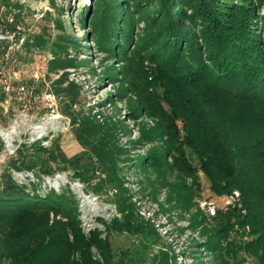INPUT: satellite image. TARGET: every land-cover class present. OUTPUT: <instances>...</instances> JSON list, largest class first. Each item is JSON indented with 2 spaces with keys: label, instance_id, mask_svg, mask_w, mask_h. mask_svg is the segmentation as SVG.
Here are the masks:
<instances>
[{
  "label": "trees",
  "instance_id": "16d2710c",
  "mask_svg": "<svg viewBox=\"0 0 264 264\" xmlns=\"http://www.w3.org/2000/svg\"><path fill=\"white\" fill-rule=\"evenodd\" d=\"M49 1L57 8L56 0ZM119 1L104 2L98 21L101 28L95 29L113 42L114 48L118 45L120 18H124L117 9ZM263 2L139 1L156 3L157 15L151 19V35L144 43L150 52L139 56V71L131 77L136 101L131 111L134 117L144 113L156 120L155 129L160 130L166 146L149 150L134 166L144 173L152 170L164 177L165 173L175 175V196L169 195L168 201L182 204L185 211L193 206L191 186L201 187L199 168L192 163L188 149L198 157L215 194L240 193L238 205L229 206L227 212L219 210L213 217L217 226L211 232L205 227L207 220L201 221L203 214L192 216L190 226L203 227L202 237L210 233L205 244L192 252L196 253L193 264H205L201 249L214 253L220 264H245L246 260L240 258L243 254L264 264V27L259 18ZM90 12L87 7L80 14L82 24ZM26 15L20 0H0V31L13 35L16 44L26 35L22 31ZM55 26L65 32L63 22L57 21ZM63 34L64 38L53 46L49 63L51 71L66 74L53 83L51 92L60 100L62 113L72 121L78 141L91 158L82 163L81 157L68 158L54 144L49 148L38 140L29 145V149L36 146L38 154L31 160L21 157L24 170L15 171L34 173L42 181L43 176L73 168L74 178L91 186L96 194H113L120 217L110 222L98 219L105 230L87 232L79 203L69 187L62 193L44 191L42 183L21 184L7 171L0 183V264H178L177 254L153 219L140 213L127 187L120 164L130 161L105 135L110 123L101 124L96 117L75 111L79 94L76 84L62 87L69 81L67 71L77 65V58H70V53L81 52L83 47L73 35ZM121 41L130 44L127 34ZM44 43L41 36L28 37L22 48L44 49ZM12 45L10 40H0V68L18 61L9 52ZM108 75L115 73L109 71ZM28 84L18 87L23 95L30 89ZM35 93L42 96L43 89L37 88ZM8 96L1 89L0 103ZM22 147L27 149L28 144ZM160 206L164 209L163 204ZM113 234L127 235L135 241L130 248L117 252L110 239Z\"/></svg>",
  "mask_w": 264,
  "mask_h": 264
},
{
  "label": "rangeland",
  "instance_id": "374dc122",
  "mask_svg": "<svg viewBox=\"0 0 264 264\" xmlns=\"http://www.w3.org/2000/svg\"><path fill=\"white\" fill-rule=\"evenodd\" d=\"M106 1L111 0H56L57 8H53L49 0H20L27 13L25 29H22L26 35H23V38L41 36L45 45L44 49L30 50L22 48V41L16 44L15 40L10 39L13 45L9 52L15 54L18 61L4 64L0 68V90L4 89L9 94L8 98L0 103V128L13 133L11 140L4 139L0 134L2 146L0 183L2 176L9 171L21 184H30L32 181L42 183L44 191L54 189L62 193L63 189L69 187L79 203L81 220L87 232L95 228L105 230L98 219L110 222L114 217H120L113 201V194H96L91 186L74 178L73 168L56 172L52 176H43L42 181L36 176L33 177L34 173L15 171L17 168L24 170L21 157L31 160L38 154L36 146L29 149V145L38 140L49 148L54 144L55 148L68 158L81 157L82 163L88 162L91 158L90 153L78 141L72 121L62 113L60 100L51 92L54 90L53 83L62 74H66L64 73L66 71L62 70L51 71L52 66L49 62L53 59V46L64 38L63 33L73 35L83 47L81 52L70 53V58H77V65L67 71L69 81L62 87L66 88L73 82L76 84L74 85L76 89L78 88L79 94L74 110L96 117L101 124L105 121L110 123V129L105 135L111 144L123 149V157L130 161L127 164L121 163L120 166L140 213L146 218L153 219L165 242L177 254L178 264H193L192 256L196 253L192 252H197L199 250L197 246L200 248L205 244L210 233L202 237L200 234L203 227L194 229L190 226L192 216L197 213L203 214L201 221L207 220L205 227L211 232L215 225L217 226L213 217L219 210L227 212L229 206L238 205L240 193L234 192V194L238 192V196L215 194L211 190L210 181L200 168L198 157L188 149L192 163L199 168L201 187L198 189L197 185L188 184L192 187L194 197L191 211H185L182 204L176 206L175 200L171 203L168 201L169 195L175 196L173 185L178 182L175 175L165 173L167 177L165 179L152 170L144 173L134 166V162L144 158L149 150H162L166 146L164 137L159 134L160 130L155 129L156 120L144 113L134 117L131 111L136 102L131 77L139 71L137 63L139 56H147L150 52L144 43L151 35V19L157 15L154 6L157 4H142L139 3L140 0L119 1L121 4L117 9L122 12L124 18H120L121 29L116 35L118 45L114 48L113 42H108L95 30L99 26L98 21ZM87 7L91 8V12L88 14L87 22L82 24L80 14ZM259 18L260 23H263L261 26L264 27V2ZM57 21L64 23L65 32L56 28ZM99 27L101 28V25ZM123 34L128 36L130 44L127 46L121 41ZM123 45L125 49L121 51L120 47ZM109 71L114 72L115 76H109ZM22 84L30 86L24 95L21 93L23 89L18 88ZM37 88L43 89L42 96L35 93ZM47 123L51 125L41 131L40 127ZM25 144H28L27 149L22 147ZM19 150H22L23 154ZM51 166L57 167L53 163ZM36 171H39V168ZM189 183L192 184V180H189ZM209 203L215 205V215L208 212ZM160 204L164 205V209ZM110 239L117 252L130 248L135 241L127 235L119 234H113ZM244 240L247 241L248 237ZM196 248L197 251H194ZM200 254L205 264L221 263L214 253L206 249H201ZM240 256L246 260L245 264H260L256 258L244 254Z\"/></svg>",
  "mask_w": 264,
  "mask_h": 264
},
{
  "label": "built area",
  "instance_id": "2783aa9c",
  "mask_svg": "<svg viewBox=\"0 0 264 264\" xmlns=\"http://www.w3.org/2000/svg\"><path fill=\"white\" fill-rule=\"evenodd\" d=\"M12 21V20H11ZM0 33L2 34V36H0V40H10V39H12V40H14V36L12 35H10V36H7V35H4L1 31H0ZM11 41V40H10ZM22 42H24V39L22 40ZM33 177H34V175H33ZM29 178H31V177H29ZM238 196L239 195V193L238 192H236L235 194H234V196ZM207 210H208V212H211L213 215H215V213H216V207H215V205L213 204V203H209L208 204V206H207Z\"/></svg>",
  "mask_w": 264,
  "mask_h": 264
},
{
  "label": "bare ground",
  "instance_id": "6f19581e",
  "mask_svg": "<svg viewBox=\"0 0 264 264\" xmlns=\"http://www.w3.org/2000/svg\"><path fill=\"white\" fill-rule=\"evenodd\" d=\"M48 125H51V123L44 124L43 127H40V130L44 131L48 127ZM0 134L4 139L7 140H11L13 135L12 131L10 132L9 130H5L2 127L0 128Z\"/></svg>",
  "mask_w": 264,
  "mask_h": 264
}]
</instances>
